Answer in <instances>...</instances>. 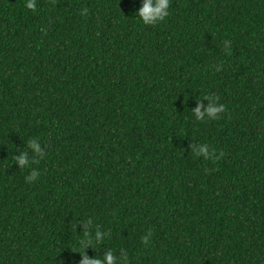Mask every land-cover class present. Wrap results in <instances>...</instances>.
Returning <instances> with one entry per match:
<instances>
[{"label": "trees", "instance_id": "16d2710c", "mask_svg": "<svg viewBox=\"0 0 264 264\" xmlns=\"http://www.w3.org/2000/svg\"><path fill=\"white\" fill-rule=\"evenodd\" d=\"M140 2L0 0V264H79L88 219L89 257L264 264V0H170L152 26ZM208 96L225 111L197 121Z\"/></svg>", "mask_w": 264, "mask_h": 264}, {"label": "clouds", "instance_id": "9594fccd", "mask_svg": "<svg viewBox=\"0 0 264 264\" xmlns=\"http://www.w3.org/2000/svg\"><path fill=\"white\" fill-rule=\"evenodd\" d=\"M169 4L170 0H141L139 8L135 12V16L138 17L144 25H156L168 16ZM24 6L29 10H35V0H25ZM225 46L227 47V42H225ZM217 70H219V66H217ZM202 99L207 103H198L197 106L191 110L197 121H203L206 118L218 119L219 114L225 111V106L219 102L218 97L208 96L202 97ZM188 148L190 149L189 151L193 152L198 157L202 156L205 159H209L212 156V151L207 143L189 144ZM43 154V148L39 139L32 138L26 141V146L23 150H20L18 154L12 156L15 164L21 169L30 168L31 165L35 163L34 158L42 157ZM37 175L38 172L35 169H32L25 179L26 181L31 182L36 179ZM78 224L81 228L79 235L82 234L83 236V239L79 241V245L83 248V254H81L80 251H76L81 255L79 264H128L127 254L123 249L119 251V255L114 254L111 249H108L102 254V258L97 257V255L89 257L85 250L88 247L93 248L94 243L99 245L104 243L108 233L102 230L99 225L93 226L91 219L78 222ZM76 225L77 223L74 225L75 230ZM146 241L147 237H145V242Z\"/></svg>", "mask_w": 264, "mask_h": 264}]
</instances>
